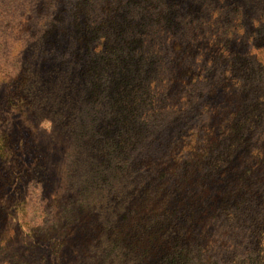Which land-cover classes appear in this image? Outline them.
<instances>
[{
  "label": "trees",
  "instance_id": "obj_1",
  "mask_svg": "<svg viewBox=\"0 0 264 264\" xmlns=\"http://www.w3.org/2000/svg\"><path fill=\"white\" fill-rule=\"evenodd\" d=\"M211 2L25 7L34 11L23 28L32 50H62L70 40L83 106L97 119L88 139L97 149L78 146L90 155L78 165L113 182L99 198L105 210L72 216L69 240L61 239L76 264H264V0L221 11ZM225 19L231 32L221 40ZM204 63L221 71L205 136L194 131L205 109ZM194 99L190 114L166 113Z\"/></svg>",
  "mask_w": 264,
  "mask_h": 264
},
{
  "label": "rangeland",
  "instance_id": "obj_2",
  "mask_svg": "<svg viewBox=\"0 0 264 264\" xmlns=\"http://www.w3.org/2000/svg\"><path fill=\"white\" fill-rule=\"evenodd\" d=\"M37 2L0 0V264H51L57 255L60 264H76L74 252L62 249L61 239L69 240L72 216L78 220L88 206H100L99 198L108 194L113 182L108 176L99 180L106 171L96 175L91 166L78 165L79 158H90L78 146L86 143L97 149L88 141L97 119L83 106L77 66L68 58L70 40L61 42L62 50H32L31 31L23 28L34 11L29 14L25 7ZM234 2L211 4L221 11L234 8ZM227 20L216 27L221 40L230 37ZM198 75L204 82L205 109L194 131L205 136L209 94L221 71L204 63ZM195 100L183 101L166 113L190 114ZM100 208L105 210V205Z\"/></svg>",
  "mask_w": 264,
  "mask_h": 264
}]
</instances>
